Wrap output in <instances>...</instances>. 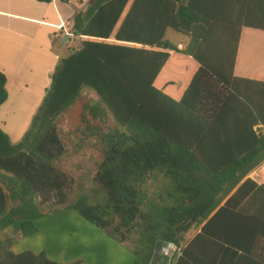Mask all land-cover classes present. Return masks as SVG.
<instances>
[{
  "label": "trees",
  "instance_id": "1",
  "mask_svg": "<svg viewBox=\"0 0 264 264\" xmlns=\"http://www.w3.org/2000/svg\"><path fill=\"white\" fill-rule=\"evenodd\" d=\"M210 22L194 0H91L77 15L74 36L91 40L60 62L24 139L13 143L0 126V231L19 227L0 233V264H62L44 252H16L11 235L36 234L44 217L38 198L66 204L57 122L86 89L100 102L84 106L83 135L100 134L106 149L95 178L102 190L74 203L84 218L121 244L133 242L148 264L168 245L183 249L171 264H264V215L248 222L245 233L254 235L210 232L234 199L257 188L249 177L264 165V134L255 130L264 126V83L244 86L232 77L208 40ZM169 31L190 37L189 47L180 52ZM171 54L200 66L189 82L169 83L178 99L157 87ZM7 84L0 70V112ZM110 118L117 128L109 133L92 127ZM150 184L158 190L150 193ZM258 199L264 187L245 205Z\"/></svg>",
  "mask_w": 264,
  "mask_h": 264
},
{
  "label": "crops",
  "instance_id": "2",
  "mask_svg": "<svg viewBox=\"0 0 264 264\" xmlns=\"http://www.w3.org/2000/svg\"><path fill=\"white\" fill-rule=\"evenodd\" d=\"M194 2L210 19V26H205V30L210 32L208 40L220 48L216 53L217 59L228 64L232 77L244 86L253 87L264 83V0ZM90 6L91 0H56L49 4L36 0H0V70L8 79L9 92V100L0 114L11 104L13 98L18 99V107L12 110V117L14 121L20 122L24 130L23 137L17 143L24 139L42 107L60 62L79 50L84 42L91 40L74 35L65 40L68 34L58 28L65 23V29L73 33L75 18L85 13ZM171 34L178 33L169 31L166 39L180 52L191 44L190 37L178 34L183 39H176ZM180 46H183L182 50ZM171 55L170 63L157 80V87L178 99V88L169 83L183 79L189 82L200 66L192 57L185 59L181 55ZM0 126L12 140L11 133L6 129L7 124L1 122ZM249 179L257 188L264 187V176L258 170ZM0 186L5 187L3 178H0ZM257 188L243 200L234 199L229 210L211 225L210 232L254 235L245 233L249 230L247 224L250 220L256 222L257 217L264 215V201L258 199L249 205L245 204ZM245 206L246 214H240V209ZM202 230L203 227L198 233H191L190 239H194Z\"/></svg>",
  "mask_w": 264,
  "mask_h": 264
},
{
  "label": "rangeland",
  "instance_id": "3",
  "mask_svg": "<svg viewBox=\"0 0 264 264\" xmlns=\"http://www.w3.org/2000/svg\"><path fill=\"white\" fill-rule=\"evenodd\" d=\"M171 35L176 39H183L181 35ZM98 102L100 98L95 92L84 90L77 103L59 118L57 128L65 155L57 166L66 179L63 192L66 204L58 205L60 199L55 195H51L46 201L38 198V203H43L44 217L35 222V235H11L16 252H44L51 260L62 264H148L146 255H136L133 242L121 244L110 232L98 228L74 208V203L80 197H96L95 194L102 190L95 178L99 165L104 160L106 148L100 134L96 137L83 135L85 124L82 120L84 106ZM17 104L18 99L13 98L11 104L0 114V123L7 124L6 129L11 133L15 144L23 137L24 130L20 122L14 121L12 117V110L18 107ZM92 127H99L109 133L117 128V124L110 118L106 122H95ZM148 190L154 193L158 187L150 184ZM18 228L17 225L0 233H17ZM158 262L167 263L162 258V252Z\"/></svg>",
  "mask_w": 264,
  "mask_h": 264
},
{
  "label": "built area",
  "instance_id": "4",
  "mask_svg": "<svg viewBox=\"0 0 264 264\" xmlns=\"http://www.w3.org/2000/svg\"><path fill=\"white\" fill-rule=\"evenodd\" d=\"M65 23H63L58 29L60 31L65 30L68 35H74L73 33L68 32L66 29ZM180 49H183V46H180ZM256 132L259 134H264V126L259 125L255 128ZM259 174L261 176H264V165L258 170ZM175 255H178L181 257L183 255V249L178 248L175 245H168L167 247L162 249V258L166 260L167 263H162V264H171L173 258ZM159 262L155 263L158 264Z\"/></svg>",
  "mask_w": 264,
  "mask_h": 264
},
{
  "label": "water",
  "instance_id": "5",
  "mask_svg": "<svg viewBox=\"0 0 264 264\" xmlns=\"http://www.w3.org/2000/svg\"><path fill=\"white\" fill-rule=\"evenodd\" d=\"M69 39H70V35H66L65 40H69Z\"/></svg>",
  "mask_w": 264,
  "mask_h": 264
}]
</instances>
